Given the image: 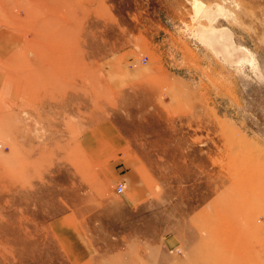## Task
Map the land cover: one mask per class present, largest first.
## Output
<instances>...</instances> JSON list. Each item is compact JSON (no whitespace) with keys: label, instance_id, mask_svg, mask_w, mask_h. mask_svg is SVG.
<instances>
[{"label":"rangeland","instance_id":"obj_1","mask_svg":"<svg viewBox=\"0 0 264 264\" xmlns=\"http://www.w3.org/2000/svg\"><path fill=\"white\" fill-rule=\"evenodd\" d=\"M106 124L153 193L103 264H264V0H0V264H69L51 220L121 200L82 144Z\"/></svg>","mask_w":264,"mask_h":264},{"label":"crops","instance_id":"obj_2","mask_svg":"<svg viewBox=\"0 0 264 264\" xmlns=\"http://www.w3.org/2000/svg\"><path fill=\"white\" fill-rule=\"evenodd\" d=\"M111 65L109 64L108 67ZM145 76L147 74L144 71L136 72L135 78L129 74L121 78L117 76L118 78H112L111 86L132 88L136 84L143 83ZM106 129L110 130L112 126L102 125L86 133L82 144L92 154L86 157L93 166L100 169L108 186L113 187L116 182L125 180L128 183V189L124 195L119 196L122 201H107L102 206L99 202L90 200V195H85L84 187V190H80L73 199L74 204L70 206L71 210L51 220L50 229L64 249L69 264H103L102 259L97 257L99 251L97 239L106 230L105 223L109 224L112 219H118V217L123 218L124 213H128L129 216L124 224L136 233V238L141 231L148 233V226L145 227L148 216L145 215L146 217L140 220L132 217L135 213L138 217L147 212L148 200L153 193L152 186L144 183L140 177L141 156L138 154L139 151L136 150L134 155L131 153L132 141L129 136L122 137V140L119 137L118 139L106 138L104 132ZM104 152L109 155L104 156ZM118 152H122L123 156H112ZM98 208L102 209L98 210ZM119 209L124 211L119 212ZM96 214H98L97 217ZM91 216L94 217L91 218ZM150 231L154 234L152 224ZM108 233L109 231L104 237H108ZM128 242L130 244L131 241ZM119 245L120 242L113 241L108 243V248L113 249ZM108 263L112 264L111 261H106V264ZM121 264L125 263L122 261Z\"/></svg>","mask_w":264,"mask_h":264},{"label":"built area","instance_id":"obj_3","mask_svg":"<svg viewBox=\"0 0 264 264\" xmlns=\"http://www.w3.org/2000/svg\"><path fill=\"white\" fill-rule=\"evenodd\" d=\"M116 188H117V192L122 194L124 192L125 185L124 184H118Z\"/></svg>","mask_w":264,"mask_h":264}]
</instances>
